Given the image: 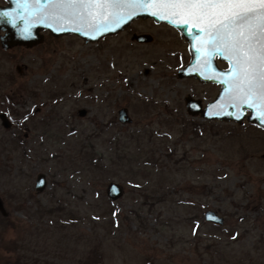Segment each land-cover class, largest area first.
Returning <instances> with one entry per match:
<instances>
[{"label":"rangeland","instance_id":"rangeland-1","mask_svg":"<svg viewBox=\"0 0 264 264\" xmlns=\"http://www.w3.org/2000/svg\"><path fill=\"white\" fill-rule=\"evenodd\" d=\"M137 32L157 37L139 46ZM43 36L0 54L16 123L0 128V264H88L94 249L91 264H264V146L246 123L186 113L210 92L177 77L176 34L140 21L96 43Z\"/></svg>","mask_w":264,"mask_h":264},{"label":"water","instance_id":"water-1","mask_svg":"<svg viewBox=\"0 0 264 264\" xmlns=\"http://www.w3.org/2000/svg\"><path fill=\"white\" fill-rule=\"evenodd\" d=\"M6 1L7 6L0 7V13L6 14L0 16L2 28L7 30L6 36L1 38L3 49H7L9 44L24 47L41 44L44 40L42 32L45 31L54 38L74 35L85 44H89L122 32L139 18H152L155 23H165L178 30L189 44L190 62L177 72V77L179 79L192 77L202 83L213 81L222 84V89L214 102L204 109H201L200 101L191 97L185 98V107L189 115L201 114L208 121L242 124L245 120L252 125L264 126V104H261L255 95H248L246 83L242 84L238 76L235 80H226L224 75L219 76L216 73L212 75V68L208 64L209 58L215 55L225 58L227 54L224 52V46L217 45L208 31H198L205 29L206 25L198 22L196 17L189 13L173 15L169 6L156 4L81 6L56 4L51 0H40L39 3H35L34 0H28L27 3ZM226 59L232 62L231 57ZM232 69L234 71L233 67ZM249 104L252 107H248ZM246 112H249V115H246ZM79 114L84 115L85 111L81 110ZM118 121L122 124L132 122L127 109L118 111ZM45 185V176L38 175L35 190L41 192ZM106 195L110 200H116L122 196V189L118 184L110 183ZM0 213L5 215L1 198ZM204 219L215 225L223 224V219L212 211H207Z\"/></svg>","mask_w":264,"mask_h":264},{"label":"snow or ice","instance_id":"snow-or-ice-1","mask_svg":"<svg viewBox=\"0 0 264 264\" xmlns=\"http://www.w3.org/2000/svg\"><path fill=\"white\" fill-rule=\"evenodd\" d=\"M27 3L28 0H13ZM39 3L40 0H34ZM67 5L148 4L169 6L173 15L189 13L206 25L209 36L224 46L225 58H232L233 68L248 95L264 104V0H51ZM0 16H6L0 13ZM11 23V21H9ZM15 27V25H13ZM198 34V33H197ZM259 45V47H257ZM247 98V97H245ZM248 107H252L251 104Z\"/></svg>","mask_w":264,"mask_h":264},{"label":"flooded vegetation","instance_id":"flooded-vegetation-1","mask_svg":"<svg viewBox=\"0 0 264 264\" xmlns=\"http://www.w3.org/2000/svg\"><path fill=\"white\" fill-rule=\"evenodd\" d=\"M6 6H7V1L6 0H0V7H6ZM140 21H146V22H149V23H153L154 25H157V26H166V27L170 28L176 34L177 38L181 41V43L184 46V50L188 54V57H187L188 61L185 62L183 66H181L182 67L181 69H183L190 62L191 56H190V53H189V44L186 41V39L180 34V32L178 30L174 29L173 27H171V26H169V25H167L165 23H155L152 18H139V19L135 20L129 26H132L133 24H135L137 22H140ZM42 33L45 34L46 36L48 34H50L48 31H45V32H42ZM6 34H7V30L2 28V25L0 24V54L10 53V52H13L15 50H21V49L32 50V49L36 48L34 46H33V48H30V47H25L24 48V46L22 47L21 45L9 44L8 45L9 47L7 49H3L2 43H1V38L6 36ZM156 37L157 36L151 35V34H149L147 32H137V33H132L131 41L136 43L139 46H147V45H152L155 42ZM257 47H259V45H257ZM208 64L212 68V72H211L212 75H213V73H216L219 76L220 75L221 76L224 75L226 80H229V79H234L235 80L237 78L236 71L235 70L233 71V69H232L233 63L229 62L226 58H221V56L215 55L214 57L212 56V57L209 58ZM183 79L193 81L198 86L207 87L208 88V91L210 92V97H209L208 101H204V100L192 97L193 100L201 102V109H204L208 104L213 103L214 100L216 99V97L219 95L221 89H222V84H219V83H216V82H213V81L202 83L198 79H195V78H192V77H186V78H183ZM183 102H184V109L186 110V113L189 115V113H188V111H187V109L185 107V98H184ZM246 115H249V112H246ZM200 116H201V114H200ZM217 122H220V121H217ZM226 123H232V122H226ZM245 123L248 124V127L254 129L256 134H258V139L256 138V143L259 144L258 146L259 147L260 146H264V126L252 125V124L247 123L245 120L243 121L242 124H238V125L242 126ZM15 124H16L15 121H13L11 119V117H9L7 115L6 111L0 109V128H3L5 130H10V129L14 128ZM261 158H262V160H264V152L261 154ZM35 186H36V181H35Z\"/></svg>","mask_w":264,"mask_h":264},{"label":"trees","instance_id":"trees-1","mask_svg":"<svg viewBox=\"0 0 264 264\" xmlns=\"http://www.w3.org/2000/svg\"><path fill=\"white\" fill-rule=\"evenodd\" d=\"M90 256H91V257L88 258V262H89L88 264L96 263L97 261H96L95 259H96V257L98 256V255H97V249H94V250L92 251V254H90ZM92 257H93V258L95 257V259H92ZM91 259L94 260V262H93V261L91 262Z\"/></svg>","mask_w":264,"mask_h":264}]
</instances>
